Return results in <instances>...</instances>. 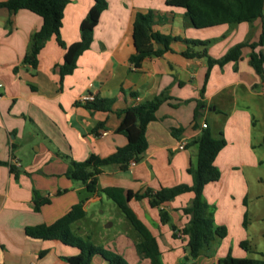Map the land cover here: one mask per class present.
Instances as JSON below:
<instances>
[{"label": "crops", "instance_id": "obj_1", "mask_svg": "<svg viewBox=\"0 0 264 264\" xmlns=\"http://www.w3.org/2000/svg\"><path fill=\"white\" fill-rule=\"evenodd\" d=\"M106 2L90 47L63 79L65 51L55 37L40 50L36 67L23 61L32 35L42 26L41 17L28 10L0 8V264H69L80 255L77 248L31 238L25 229L51 225L76 204L86 214L107 197L102 189L142 194L147 189L191 185L188 169L196 164L197 146L190 142L203 129L226 141L215 159L220 178L203 190L214 225L224 226L226 235L194 261L181 234L188 222L182 209L190 206L192 193L161 206L169 216L166 223L148 199L132 198L129 205L156 237L163 264H216L228 253L264 259L258 250L264 230L254 226L264 221V178L257 174L264 167V150L257 151L264 145V83L249 64L251 49L243 48L235 63H213L205 80L208 59H221L236 44L258 42L264 3L262 18L195 29L186 10L168 6L166 0ZM93 4L94 0H70L65 7L60 37L66 45L80 40V24ZM148 11L154 15V31L180 40L172 42L163 56L146 58L135 68L129 61L134 54L132 22L136 13ZM184 40L197 41L189 49L201 56L183 57L188 49ZM256 50L264 54V45ZM164 90L170 99L147 125L148 147L137 163L126 171L117 165L103 167L94 193L65 176L72 161L107 157L126 145V138L115 132L119 112ZM88 95L113 103L109 110H92L82 101ZM172 129L182 132L174 135ZM40 199L48 202L35 210ZM138 241V236L117 239L114 244L122 249L114 252L129 264H149L138 257ZM90 264L108 263L95 256Z\"/></svg>", "mask_w": 264, "mask_h": 264}, {"label": "trees", "instance_id": "obj_2", "mask_svg": "<svg viewBox=\"0 0 264 264\" xmlns=\"http://www.w3.org/2000/svg\"><path fill=\"white\" fill-rule=\"evenodd\" d=\"M70 0H9L0 3V8L9 11L28 10L42 19L41 28L32 35L28 52L24 56V63L36 67L37 56L45 43L55 37L58 45L64 49L63 64L60 69V78L73 73L76 68L78 57L87 50L93 38V30L99 22L101 13L107 9L106 0H94L93 6L87 12L80 24V40L66 45L60 37L64 9ZM264 0H166V5L184 8L186 19L195 29L209 28L221 24L252 21L262 18ZM154 15L151 11L147 13H136L132 22L131 35L134 46V54L129 61L135 68H139L146 58L161 57L170 51L172 42L180 39L154 31ZM188 49L182 53L185 58L199 57L190 51L189 46L198 44L197 41H183ZM264 45V20H262L261 34L258 42L245 44L239 43L231 47L219 60L208 59V70L205 80L208 78L209 67L213 63L223 65L227 62H237L242 49L249 47V64L264 83V54L257 51L258 47ZM203 93V90L201 94ZM135 96V94H131ZM168 99V91H162L158 96L142 104L128 107L119 112V126L116 133L126 138V145L117 148L114 153L107 157L91 155L83 161H72L65 176L71 180L81 181L85 184L88 193L97 192V178L102 168L109 165H117L122 171H126L131 162L137 163L146 151L148 143L146 140L147 125L156 118V111ZM87 108L92 110L106 111L113 103L112 99H95L85 101ZM172 134L181 133V129H172ZM190 144L197 146V160L194 166L188 169L191 176V185L180 184L168 188H160L157 191L147 189L144 193H133L121 188H105L100 190L110 199L123 213L127 221L136 232L139 241L136 251L149 264H163L161 251L156 237L148 230L143 222L138 219L129 205L132 198L135 200L148 199L151 208L159 210L162 223L169 221V216L161 206L174 200L177 196L192 193L193 199L190 206L184 207L182 213L188 216L187 225L181 229V234L186 237L188 257L196 260L203 250H209L216 238L226 235L224 226H215L209 207L203 199L204 187L212 182L218 181L220 172L215 166L218 153L226 146L224 138H214L208 129H203L199 136ZM3 162L0 161V166ZM12 169V168H11ZM47 200H36L35 210L47 203ZM85 216L81 204H76L72 209L51 225H39L27 227L26 235L40 240H56L62 244L75 247L80 255L69 261V264H90L92 258L99 256L108 264H129L120 254L107 251L93 245L89 240L77 236L72 231V225ZM243 246V245H242ZM216 264H264L261 258H236L228 253L218 259Z\"/></svg>", "mask_w": 264, "mask_h": 264}, {"label": "rangeland", "instance_id": "obj_3", "mask_svg": "<svg viewBox=\"0 0 264 264\" xmlns=\"http://www.w3.org/2000/svg\"><path fill=\"white\" fill-rule=\"evenodd\" d=\"M263 150L264 145L257 148L259 152ZM257 174L264 178V167L258 169ZM254 226L259 230H264V221H259ZM72 231L77 236L89 240L93 245L111 252L122 249L114 244L115 240L120 238L135 240L137 237L123 213L105 196L101 203L87 211L82 220L73 224ZM258 250L264 257V238H258ZM247 256L258 257L250 254ZM138 257L140 258L141 255Z\"/></svg>", "mask_w": 264, "mask_h": 264}, {"label": "built area", "instance_id": "obj_4", "mask_svg": "<svg viewBox=\"0 0 264 264\" xmlns=\"http://www.w3.org/2000/svg\"><path fill=\"white\" fill-rule=\"evenodd\" d=\"M0 98H1V94H0ZM94 100V97L92 95H88V96H85L82 98V101H93ZM202 128H206V125L203 124L202 125ZM183 144L180 145V148L182 149L183 148ZM14 164L16 167H19L20 166V163L17 161V160H14ZM135 163L134 162H131L130 165H134Z\"/></svg>", "mask_w": 264, "mask_h": 264}]
</instances>
